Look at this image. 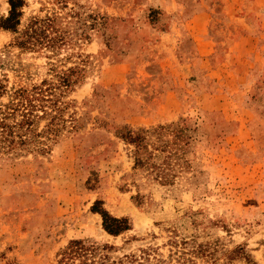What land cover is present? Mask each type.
Segmentation results:
<instances>
[{"label": "rangeland", "instance_id": "obj_1", "mask_svg": "<svg viewBox=\"0 0 264 264\" xmlns=\"http://www.w3.org/2000/svg\"><path fill=\"white\" fill-rule=\"evenodd\" d=\"M22 1L0 264H264V0Z\"/></svg>", "mask_w": 264, "mask_h": 264}, {"label": "trees", "instance_id": "obj_2", "mask_svg": "<svg viewBox=\"0 0 264 264\" xmlns=\"http://www.w3.org/2000/svg\"><path fill=\"white\" fill-rule=\"evenodd\" d=\"M7 3L9 5V12L8 16L2 20H0V28L9 30L13 29L19 21L20 12L19 8L22 6L23 1L22 0H7ZM97 211V210H96ZM102 216V224L103 229L111 235H116L119 232L125 230L127 228V224L125 220L122 219H115L108 217L105 213L99 212ZM78 242H71L70 246L68 247V250L62 252V258H64V255L70 256L72 254H76L78 251ZM72 264V263H71Z\"/></svg>", "mask_w": 264, "mask_h": 264}]
</instances>
